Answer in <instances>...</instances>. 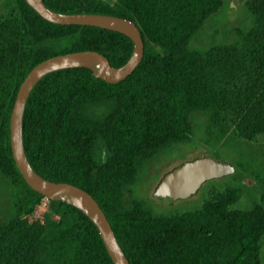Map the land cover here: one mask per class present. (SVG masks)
<instances>
[{
  "label": "trees",
  "instance_id": "16d2710c",
  "mask_svg": "<svg viewBox=\"0 0 264 264\" xmlns=\"http://www.w3.org/2000/svg\"><path fill=\"white\" fill-rule=\"evenodd\" d=\"M13 1L14 9L0 16V205L7 201L0 264H115L97 225L71 204L50 199L45 222L24 219L46 196L17 166L11 118L22 83L40 62L95 50L121 67L135 43L119 31L50 22L27 0ZM45 3L61 13L136 22L145 55L116 84L78 67L36 85L23 124L36 172L91 193L132 264H264V205L240 207L242 186L213 187L200 207L164 213L134 195L152 161L194 141L195 113L208 119L203 144L217 159L221 148L236 149V140L264 137V0H247L251 28L237 29L233 42L210 45L196 38L225 0ZM248 172L264 185L263 175Z\"/></svg>",
  "mask_w": 264,
  "mask_h": 264
},
{
  "label": "water",
  "instance_id": "95a60500",
  "mask_svg": "<svg viewBox=\"0 0 264 264\" xmlns=\"http://www.w3.org/2000/svg\"><path fill=\"white\" fill-rule=\"evenodd\" d=\"M27 2L46 20L63 25H87L119 31L135 43L133 55L121 67L95 50L60 54L36 65L22 83L11 118V143L14 159L27 183L48 198L63 201L83 211L99 228L115 264H132L121 246L114 228L97 199L87 190L67 182H56L41 176L33 168L24 143L23 124L26 105L36 85L48 74L69 68L85 67L109 83H119L131 76L145 55V41L138 24L128 18L99 13H61L50 9L45 0ZM234 166L213 156L205 155L187 160L168 171L155 188V196L165 205L196 195L208 181L230 175Z\"/></svg>",
  "mask_w": 264,
  "mask_h": 264
},
{
  "label": "rangeland",
  "instance_id": "374dc122",
  "mask_svg": "<svg viewBox=\"0 0 264 264\" xmlns=\"http://www.w3.org/2000/svg\"><path fill=\"white\" fill-rule=\"evenodd\" d=\"M114 3L116 0H106ZM247 0H225L222 9L211 16L204 28L196 38V42L202 45H210L217 41L233 42L236 40L237 29L247 30L253 25V15L249 11ZM15 7L13 0H0V16L12 11ZM195 116V139L190 143L174 146L168 153L161 155L152 161L141 173L135 197L147 200L158 213L194 209L200 207L213 187H226L227 185H240L243 188V196L239 202L240 207H249L256 203L264 205V185L257 180L248 170L255 171L264 176V137L253 141L236 140V149L221 148L220 159L231 163L235 168L232 174L206 182L199 192L187 199H181L174 205H165L154 194L155 188L162 177L175 166L184 161L197 157L210 155L216 158L212 150H209L203 140L206 136L207 117L203 114ZM194 114V115H195ZM217 159V158H216ZM241 162V165L240 163ZM244 185V186H243ZM8 197V196H7ZM9 198V197H8ZM50 199L42 202L47 206L39 208L31 215L24 217L29 223L45 222L49 211ZM10 202V198L8 203ZM7 201L0 205V214L7 213L5 207Z\"/></svg>",
  "mask_w": 264,
  "mask_h": 264
},
{
  "label": "built area",
  "instance_id": "2783aa9c",
  "mask_svg": "<svg viewBox=\"0 0 264 264\" xmlns=\"http://www.w3.org/2000/svg\"><path fill=\"white\" fill-rule=\"evenodd\" d=\"M46 198H48V197H46ZM40 206H41V208H44L45 206H47V204L46 203H43Z\"/></svg>",
  "mask_w": 264,
  "mask_h": 264
}]
</instances>
